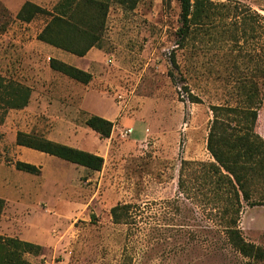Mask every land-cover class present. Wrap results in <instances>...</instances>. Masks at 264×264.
Instances as JSON below:
<instances>
[{
    "label": "rangeland",
    "instance_id": "374dc122",
    "mask_svg": "<svg viewBox=\"0 0 264 264\" xmlns=\"http://www.w3.org/2000/svg\"><path fill=\"white\" fill-rule=\"evenodd\" d=\"M25 1L51 10L60 0H0V236L40 245V256L24 255L30 264H253L218 232L195 177L214 161L210 108L237 104L243 80L259 88L254 131L264 140V0H210L213 13L181 46L176 0H112L100 47L84 57L37 40L48 19L17 20ZM90 116L113 123L109 138L86 126ZM19 133L98 155L102 169L19 146ZM123 204L127 223L115 224L110 210ZM238 228L264 252V199L242 202Z\"/></svg>",
    "mask_w": 264,
    "mask_h": 264
},
{
    "label": "trees",
    "instance_id": "16d2710c",
    "mask_svg": "<svg viewBox=\"0 0 264 264\" xmlns=\"http://www.w3.org/2000/svg\"><path fill=\"white\" fill-rule=\"evenodd\" d=\"M112 0H60L51 10L33 2L25 1L16 14V19L29 23L42 15L47 22L37 35V40L77 57H84L92 48H99L105 32V22ZM128 9L135 7L138 0H113ZM180 6L177 31L178 44L183 45L193 25L203 24L216 6L210 0H176ZM49 66L78 83L87 84L91 75L74 66L50 59ZM239 100L235 105H213V119L206 140V149L213 158L210 163H198L195 180H200L203 189L210 193L208 198L214 211L215 225L223 233L227 243L243 257L260 260L264 252L247 243L238 228L239 215L244 201L250 206L259 205L264 199V140L254 131L257 111L262 103L259 88L253 81L243 80L238 84ZM86 126L101 139L110 137L113 123L99 116H90ZM19 146L28 147L68 163L99 172L103 158L76 148L58 144L41 137L19 133ZM189 165L183 162V166ZM17 170L38 174L35 165L16 162ZM199 181H197L198 183ZM185 184L180 181L179 187ZM129 204L116 205L110 210L115 224H126ZM4 201L0 199V215ZM40 245L17 238L0 236V264H30L24 255L40 256ZM38 264H47L41 261Z\"/></svg>",
    "mask_w": 264,
    "mask_h": 264
},
{
    "label": "crops",
    "instance_id": "0c3cea01",
    "mask_svg": "<svg viewBox=\"0 0 264 264\" xmlns=\"http://www.w3.org/2000/svg\"><path fill=\"white\" fill-rule=\"evenodd\" d=\"M36 4V3H35Z\"/></svg>",
    "mask_w": 264,
    "mask_h": 264
}]
</instances>
